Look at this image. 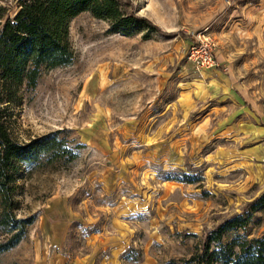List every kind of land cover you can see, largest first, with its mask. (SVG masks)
<instances>
[{
  "label": "rangeland",
  "instance_id": "obj_1",
  "mask_svg": "<svg viewBox=\"0 0 264 264\" xmlns=\"http://www.w3.org/2000/svg\"><path fill=\"white\" fill-rule=\"evenodd\" d=\"M17 1L0 0V24ZM120 1L158 32L80 13L70 63L6 104L13 140L57 132L75 156L19 165L13 215L31 224L0 264H193L205 234L264 192V0ZM204 38L210 68L189 58ZM246 234L264 236V212Z\"/></svg>",
  "mask_w": 264,
  "mask_h": 264
},
{
  "label": "trees",
  "instance_id": "obj_2",
  "mask_svg": "<svg viewBox=\"0 0 264 264\" xmlns=\"http://www.w3.org/2000/svg\"><path fill=\"white\" fill-rule=\"evenodd\" d=\"M108 23L109 31L130 36L144 32L145 39L158 28L148 19L126 10L120 0H18L17 10L0 24V229L10 237L0 253L16 246L31 219L13 215L15 176L19 165L70 162L75 154L57 132L25 143L13 140L7 126L6 104L15 99L18 87L33 90L42 70L65 66L72 59L67 25L80 13ZM191 180H186L191 183ZM264 212V192L244 209L208 231L193 264H264V236L247 238L252 216Z\"/></svg>",
  "mask_w": 264,
  "mask_h": 264
},
{
  "label": "built area",
  "instance_id": "obj_3",
  "mask_svg": "<svg viewBox=\"0 0 264 264\" xmlns=\"http://www.w3.org/2000/svg\"><path fill=\"white\" fill-rule=\"evenodd\" d=\"M189 58L200 68H210L214 65L212 44L208 38L200 40L191 46Z\"/></svg>",
  "mask_w": 264,
  "mask_h": 264
}]
</instances>
